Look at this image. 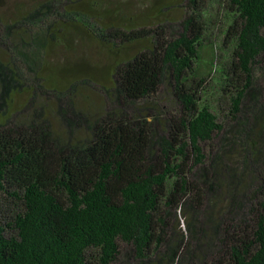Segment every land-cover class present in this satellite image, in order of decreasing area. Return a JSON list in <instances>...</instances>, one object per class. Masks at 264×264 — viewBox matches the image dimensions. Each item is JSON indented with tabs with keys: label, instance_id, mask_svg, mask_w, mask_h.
Returning <instances> with one entry per match:
<instances>
[{
	"label": "trees",
	"instance_id": "1",
	"mask_svg": "<svg viewBox=\"0 0 264 264\" xmlns=\"http://www.w3.org/2000/svg\"><path fill=\"white\" fill-rule=\"evenodd\" d=\"M10 1L0 0V27L12 32L22 21L19 34L27 36L0 44L26 73L37 70L35 56L47 60L50 46L29 51L28 32L54 35L64 19L83 18L81 32L115 52L108 65L115 83L100 117L74 141L73 127L68 138L54 125L52 136L10 118L13 106L17 112L38 98L17 71H0V210L10 213L0 220V264H264V81L256 67L264 59V0H226L234 16L227 36L237 44L221 86L231 101L227 133L242 136L238 159L213 147L226 124L203 97L207 75L196 63L208 29L197 0L178 16L177 0L172 13L153 17L157 24L113 6L121 11L103 26L66 0ZM87 34L61 41L75 49ZM210 209L222 222L215 218L209 235L199 222ZM179 213L189 217L185 229Z\"/></svg>",
	"mask_w": 264,
	"mask_h": 264
},
{
	"label": "rangeland",
	"instance_id": "2",
	"mask_svg": "<svg viewBox=\"0 0 264 264\" xmlns=\"http://www.w3.org/2000/svg\"><path fill=\"white\" fill-rule=\"evenodd\" d=\"M66 1L68 2V7H72V9H76L77 11H82L84 15L90 16L92 21L99 22L100 26H103V24L108 25L107 23L112 13L121 11V9L116 10L118 7H121L124 11L126 10V12L133 16H137L138 19H146L149 24H157L159 21L153 17L158 16V14L169 15L175 9L173 5L177 2V0ZM95 1H101L102 7L91 8ZM59 2L60 0H56L57 4ZM181 2L182 5L179 7L180 10H177V16L185 13L186 8L185 10L183 8L187 7L189 4L190 7H188V9H192L193 3L189 2V0H181ZM228 2L226 0H197L196 4L199 6L200 12L202 13V22L208 29V32L205 34V44L201 49L202 58L198 60L196 64L198 65L197 71L199 75H207L206 82L204 83L203 97L207 103L211 104L219 120L226 124V133L220 134L216 142L214 141L213 147L218 148L226 146L228 153L238 159L242 147L239 138H242V136L239 135V131L227 133L232 129L231 127L233 125V122L227 119V117L230 116L231 101L229 98V90L223 91L221 86L225 83L223 80L226 79V74L230 73L229 66L233 60V51L237 44L235 36H227V31L234 22V16L232 13L228 12L230 6ZM113 6L116 7L115 11H113ZM65 20L66 19H64L65 23H63L61 28L52 32L54 35L48 33V30L39 31L38 34L35 32L36 34L32 35L28 32V39L35 40L31 46L27 47L29 51H35L37 48L41 49L38 47V43L42 41L50 45L47 60L45 59L44 53L39 57L35 56V60H38L36 71L26 73L27 70L21 65H17L16 57L9 59L8 53L7 55H3L5 46L1 44L0 71H3L7 75H12L13 71H17L19 76L25 80L23 87L26 88L28 92H35L38 98V102L32 103L28 108L21 106L24 104L23 101L19 105L20 108L17 109V112L12 110L14 109L13 106L8 113L10 118L15 117L16 121L20 123H35L42 125L52 136L55 135V133L51 131H54V125H56V129L59 124L63 129L62 132L68 138H70V135L66 132L67 127H73L77 130V135L76 137H72V140L76 141V139L79 138L78 135L82 133V129L85 128L86 123H94L96 117H100L99 114L102 113L105 104V95L108 94L107 90L114 86L113 65H108L113 62V55H115V52L105 47L104 44H98L96 40L97 37L94 34H87L85 32L84 33L87 34L85 37L88 38V40L84 41V37H80L81 45L78 44L74 46L75 49H69V45L64 46L66 43H63L61 40L67 39L75 33L78 35H85L82 33L83 31L81 29L87 26V22L83 18H79V20L76 18L74 22H66ZM178 20L174 24L166 23L167 28H164V31L168 34L173 32L175 29L174 26L180 21ZM10 21L12 22L11 19ZM22 25V21H17V25H14L12 32L9 31L6 25H2L0 27V38L10 41L14 38L16 41H20V37L27 36L26 31L19 34L22 30ZM158 28L159 30L162 29L160 26ZM72 32L74 33L72 34ZM76 43L78 42H75V44ZM150 43V41L147 42V44ZM140 49V47H135L130 53L134 55ZM42 50H40V52ZM51 57L53 59H51ZM211 57H213V61L210 59ZM206 64H209V68L203 71ZM210 67H213L212 72H209ZM256 67L259 78L261 82H263L264 59ZM11 85H13V81ZM3 88L4 81L0 77V90ZM113 95V102L116 103L117 94L115 93ZM163 98H166L165 102L168 104L170 103L166 93H163ZM2 101L3 96L0 92L1 107ZM4 117H6V115L3 114L0 109V119ZM207 148L209 149L208 146ZM9 216L10 213L0 210V220H6ZM178 218L180 220V225L185 229L189 217L186 219L184 214L179 213ZM215 218L218 219V224L222 222L221 211H212L210 209L202 215L201 222H199L202 227L207 226L206 231L209 235L212 231ZM209 242L210 247H212L213 239L210 238ZM196 253V258H201L202 251L198 249ZM159 264H166V262L161 260Z\"/></svg>",
	"mask_w": 264,
	"mask_h": 264
}]
</instances>
